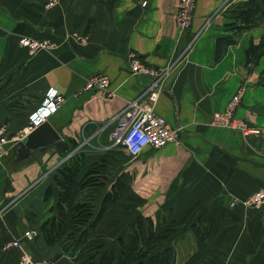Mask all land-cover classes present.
Returning <instances> with one entry per match:
<instances>
[{
	"label": "crops",
	"instance_id": "obj_1",
	"mask_svg": "<svg viewBox=\"0 0 264 264\" xmlns=\"http://www.w3.org/2000/svg\"><path fill=\"white\" fill-rule=\"evenodd\" d=\"M244 1L196 0L192 24L181 30L178 0H0V264H19L22 251L38 264H79L46 244L39 225L54 214L66 158L85 153L78 180L96 157L117 153L107 148L112 118L153 79L131 74V54L166 71L153 106L179 132L125 169L151 206L142 219L165 221L157 244L174 247V264H264V206L244 204L264 186V20L240 27L233 11ZM21 36L48 46L30 51ZM97 75L107 86L87 88ZM241 86L236 114L258 131L211 125ZM48 88L62 101L43 121L59 138L25 154L17 142ZM199 219L213 222L202 247L190 229Z\"/></svg>",
	"mask_w": 264,
	"mask_h": 264
},
{
	"label": "trees",
	"instance_id": "obj_2",
	"mask_svg": "<svg viewBox=\"0 0 264 264\" xmlns=\"http://www.w3.org/2000/svg\"><path fill=\"white\" fill-rule=\"evenodd\" d=\"M233 14L240 21V27H249L261 22L264 20V0L262 7L256 4L255 0H246L236 7ZM218 40L226 43L234 41L225 38ZM85 156L83 151H77L66 158L58 169L60 176L57 182L54 214L39 225L44 242L48 245H57L62 253L75 257L79 264H174L176 256L174 247L159 246L156 241L152 242L165 225V221L160 220L158 215L155 226L150 218H146V232L142 221L139 220L133 226L134 232L128 233L127 244L124 238L119 236L117 253L105 247L100 241L102 236L92 237L106 204L116 200L119 188L113 185V182L102 196L98 211L95 212L101 189H105L107 185V162L111 157L110 153L96 157L77 180L84 167ZM49 190L48 187L46 194ZM212 223L211 219H199L190 226L198 247L205 244Z\"/></svg>",
	"mask_w": 264,
	"mask_h": 264
},
{
	"label": "built area",
	"instance_id": "obj_3",
	"mask_svg": "<svg viewBox=\"0 0 264 264\" xmlns=\"http://www.w3.org/2000/svg\"><path fill=\"white\" fill-rule=\"evenodd\" d=\"M53 2L54 0H50ZM146 1H142L145 5ZM196 0H178L174 14L176 26L181 30L190 28L194 16ZM82 42L85 37H79ZM46 41H38L29 37L21 36L18 39L20 46L27 47L30 51H35L48 46ZM128 66L131 74H147L152 76V81L143 89L136 98L129 100L125 107L113 116L114 125L109 132L110 147H121L130 155H139L145 148H160L168 143L178 140V129L170 126L166 119L157 114L154 110V103L158 99L162 89L161 78L166 71L155 69L135 54L130 55ZM108 78L105 75L91 76L87 79V88L102 89L107 86ZM244 88L241 86L227 101L222 111H215L211 116V125L217 128L239 130L243 134L257 132V129L250 128L244 120L237 116L236 110L242 100ZM61 96L53 88H48L44 93L40 105L27 116L29 128H33L42 122L45 117L53 112L60 102ZM247 206L259 207L264 204V186L256 191L251 197L244 201ZM24 237L29 239L28 233ZM12 247L20 248L18 240H13L9 244ZM19 264H38L31 261L29 256L22 251L19 257Z\"/></svg>",
	"mask_w": 264,
	"mask_h": 264
},
{
	"label": "rangeland",
	"instance_id": "obj_4",
	"mask_svg": "<svg viewBox=\"0 0 264 264\" xmlns=\"http://www.w3.org/2000/svg\"><path fill=\"white\" fill-rule=\"evenodd\" d=\"M107 148L114 149L115 151H117V153L111 156L110 160L108 159L112 164V173L109 174V172L107 171V185L105 189H101V196L96 201L95 212L98 211L102 196L110 188V178L114 182L113 185L118 186L119 188L118 195L115 201L106 204V209H104L101 215L106 221H102L101 223H99V221L97 222L96 229L93 231L92 237L97 235L102 236L100 241L105 244V247L109 249H118V236L123 235V238L126 240H124V242L125 244H127V234L132 231L134 232L133 226L137 224L139 220L142 221L143 229L146 232L147 222L146 220L144 221L142 219V216L148 213L149 210L151 211V206H143L145 198H143L140 193L141 184L139 182H133L131 175L127 174L125 171L128 166H130V168L140 167V154L136 156L130 155L119 146L110 147L109 143L107 145ZM107 163L109 164V162ZM114 176L116 177V179ZM263 206L264 204L257 208H261ZM156 214L158 215V213ZM157 221L158 219L154 220L152 224H154L155 226L157 224ZM98 232H102L103 235L98 234ZM105 232H107L108 235H104ZM156 237L153 239L154 241L152 240V242H157ZM165 239L167 240V238ZM183 256H185V254ZM43 264L46 263L43 262Z\"/></svg>",
	"mask_w": 264,
	"mask_h": 264
},
{
	"label": "water",
	"instance_id": "obj_5",
	"mask_svg": "<svg viewBox=\"0 0 264 264\" xmlns=\"http://www.w3.org/2000/svg\"><path fill=\"white\" fill-rule=\"evenodd\" d=\"M59 138L58 134L50 126L47 121H42L34 126L29 132L17 142L18 151H23L25 154L33 148H44ZM24 155V154H22Z\"/></svg>",
	"mask_w": 264,
	"mask_h": 264
}]
</instances>
